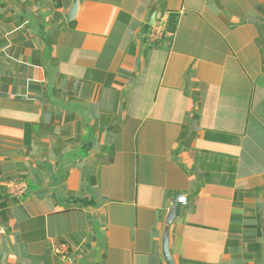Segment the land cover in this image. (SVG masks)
<instances>
[{"label": "crops", "instance_id": "1", "mask_svg": "<svg viewBox=\"0 0 264 264\" xmlns=\"http://www.w3.org/2000/svg\"><path fill=\"white\" fill-rule=\"evenodd\" d=\"M79 1L0 0V264H264V0Z\"/></svg>", "mask_w": 264, "mask_h": 264}, {"label": "built area", "instance_id": "2", "mask_svg": "<svg viewBox=\"0 0 264 264\" xmlns=\"http://www.w3.org/2000/svg\"><path fill=\"white\" fill-rule=\"evenodd\" d=\"M166 30V21L165 19H161L158 24L154 27V29L149 34V40L151 43H160L165 36ZM9 194L14 198H20L24 196L28 191V186L21 181H10L6 185ZM186 198H180L179 201L182 203L186 202ZM58 253L63 256H66V246L62 245L58 249Z\"/></svg>", "mask_w": 264, "mask_h": 264}, {"label": "water", "instance_id": "3", "mask_svg": "<svg viewBox=\"0 0 264 264\" xmlns=\"http://www.w3.org/2000/svg\"><path fill=\"white\" fill-rule=\"evenodd\" d=\"M79 5H80V1L74 0V7H73L74 16L78 12ZM179 213H180V204H178L176 201L169 211L168 218L166 221L167 227L165 229V234L163 237V253L167 264H175L170 250V224L175 219V217L179 215Z\"/></svg>", "mask_w": 264, "mask_h": 264}]
</instances>
